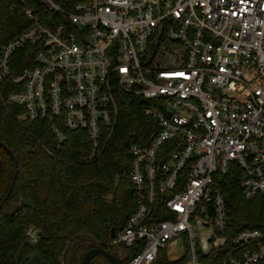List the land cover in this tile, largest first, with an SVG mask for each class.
Masks as SVG:
<instances>
[{
	"label": "built area",
	"instance_id": "obj_1",
	"mask_svg": "<svg viewBox=\"0 0 264 264\" xmlns=\"http://www.w3.org/2000/svg\"><path fill=\"white\" fill-rule=\"evenodd\" d=\"M18 1L30 25L2 46L0 88L19 119L49 121L60 142L85 130L97 153L123 94L149 103L127 150L135 210L112 241L123 264L264 261V218L236 227L215 180L235 163L264 205V0H35L57 16Z\"/></svg>",
	"mask_w": 264,
	"mask_h": 264
},
{
	"label": "trees",
	"instance_id": "obj_2",
	"mask_svg": "<svg viewBox=\"0 0 264 264\" xmlns=\"http://www.w3.org/2000/svg\"><path fill=\"white\" fill-rule=\"evenodd\" d=\"M26 4H37L41 13L56 15L35 0ZM24 6L18 0H0V56L2 46L30 25ZM7 87L0 88V204L10 187L12 191L0 207V264H80L94 246L121 260L118 249H125L112 245V231L123 228L135 210L134 186L125 175L127 150L146 136L149 103L123 94L115 131L105 148L94 153L85 130L64 127L60 142L49 121L19 119L25 110L6 107L1 101V93L11 90ZM242 173L232 163L215 180L226 197L233 224L256 226L264 218V205L260 198L243 197ZM31 227L38 235L34 243L27 235ZM90 264L110 262L96 256ZM203 264H221L219 252L203 255Z\"/></svg>",
	"mask_w": 264,
	"mask_h": 264
},
{
	"label": "water",
	"instance_id": "obj_3",
	"mask_svg": "<svg viewBox=\"0 0 264 264\" xmlns=\"http://www.w3.org/2000/svg\"><path fill=\"white\" fill-rule=\"evenodd\" d=\"M11 155H13V153L10 151ZM15 159V157H14ZM16 176V174H15ZM12 191V187H10L8 193L6 194L4 201H6L8 199V197L10 196V193ZM3 202L0 204V207H2ZM115 231H112V237H115ZM96 256H103L105 257L110 264H121V260L112 252L99 247V246H94V248L90 249L89 251H87L84 256L82 257V260L80 262V264H90V262L92 261V259Z\"/></svg>",
	"mask_w": 264,
	"mask_h": 264
},
{
	"label": "rangeland",
	"instance_id": "obj_4",
	"mask_svg": "<svg viewBox=\"0 0 264 264\" xmlns=\"http://www.w3.org/2000/svg\"><path fill=\"white\" fill-rule=\"evenodd\" d=\"M201 234H205V232H200ZM119 256L121 258L122 263H124L125 260V251L122 248L118 249ZM182 254L181 250H177L173 253L174 258H178Z\"/></svg>",
	"mask_w": 264,
	"mask_h": 264
},
{
	"label": "flooded vegetation",
	"instance_id": "obj_5",
	"mask_svg": "<svg viewBox=\"0 0 264 264\" xmlns=\"http://www.w3.org/2000/svg\"><path fill=\"white\" fill-rule=\"evenodd\" d=\"M122 264V263H121Z\"/></svg>",
	"mask_w": 264,
	"mask_h": 264
}]
</instances>
